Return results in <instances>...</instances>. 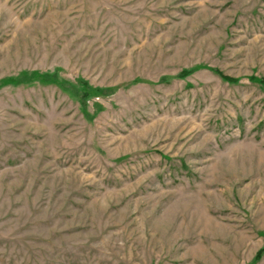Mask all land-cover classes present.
I'll return each mask as SVG.
<instances>
[{"label": "rangeland", "instance_id": "rangeland-1", "mask_svg": "<svg viewBox=\"0 0 264 264\" xmlns=\"http://www.w3.org/2000/svg\"><path fill=\"white\" fill-rule=\"evenodd\" d=\"M262 78L264 0H0V264H264Z\"/></svg>", "mask_w": 264, "mask_h": 264}, {"label": "trees", "instance_id": "trees-1", "mask_svg": "<svg viewBox=\"0 0 264 264\" xmlns=\"http://www.w3.org/2000/svg\"><path fill=\"white\" fill-rule=\"evenodd\" d=\"M214 71H215L217 74H219L223 79H225V80H227V81L237 82V79H232V78H230L228 75L222 73V72H221L220 70H218V69H214ZM260 82L264 84V78H262V79L260 80Z\"/></svg>", "mask_w": 264, "mask_h": 264}]
</instances>
